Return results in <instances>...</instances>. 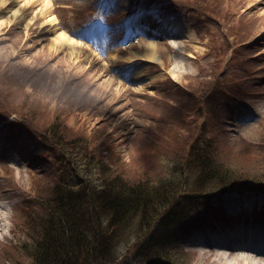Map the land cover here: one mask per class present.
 <instances>
[{"label":"rangeland","instance_id":"374dc122","mask_svg":"<svg viewBox=\"0 0 264 264\" xmlns=\"http://www.w3.org/2000/svg\"><path fill=\"white\" fill-rule=\"evenodd\" d=\"M134 2L0 0V205L12 204L0 221V264L34 262L38 229L23 227L20 209L29 194L49 203L50 173L64 177L62 152L48 144L55 126L64 153L76 142L72 153L83 181L101 173L99 166L110 165L128 186H180L184 165L189 186L194 167L187 166V148L203 147L213 138L223 153L217 159L224 175L263 187L237 188L218 200L187 196L175 206L176 193L155 202L153 213H166L159 226L184 217L193 228L167 247L168 254L178 251L171 255L177 261L209 264L213 254L208 249L201 254L193 242L199 235L264 229V0H138L136 8L148 12L136 16V11L116 31ZM148 18L178 28L164 39H148L135 32L150 26ZM211 35L219 43L210 53ZM148 43L155 48L154 59L146 57ZM219 82L224 83L218 98L224 101L214 114L217 103L208 97V86ZM191 94L203 106L192 117L186 112ZM11 102L23 111L11 113ZM84 134L88 137L81 139ZM80 140L89 147L85 157L90 153L92 166ZM193 188L178 194H193ZM144 220L138 235L147 243L150 216ZM125 223L137 229L141 221L129 216ZM117 239L125 255L137 234L127 239L121 229Z\"/></svg>","mask_w":264,"mask_h":264},{"label":"trees","instance_id":"16d2710c","mask_svg":"<svg viewBox=\"0 0 264 264\" xmlns=\"http://www.w3.org/2000/svg\"><path fill=\"white\" fill-rule=\"evenodd\" d=\"M132 1H135L134 4L138 6V0ZM203 9L208 11L205 8ZM217 38L216 35L209 36L210 53L215 50L218 51L217 44L219 40ZM223 83H213V85L208 86V88H211L208 97L213 96L215 98L214 103H217L214 106V114L218 113L217 108L220 101H224L218 98L222 93L221 86ZM192 97L193 100L188 107L190 109L186 110L188 116L191 117L198 111H203L199 97L198 99L193 95ZM36 100L42 103L41 99ZM7 108L11 113L23 111V106L18 103L15 105L14 102H11V106L9 105ZM184 114V112L181 113V115ZM59 130L56 126L53 127L48 135L53 141L49 139L51 143L48 142V144L58 148L59 153L60 150L62 152L60 163L64 169L61 170L60 175H64V177L59 179L56 178V175L51 177L49 182L53 185V188L47 192V194L49 193V203L35 194L36 203L31 205L32 201L29 206H23L20 209L24 222L22 223L23 227L25 226L28 231L35 226L38 229L34 240L33 264H184L183 261H177L178 258L175 257L179 254L174 252L178 251L174 250L172 254L175 256H171L172 254L167 253V247L170 243H173L175 236L177 237L179 234L191 229L190 223L183 217L181 221H165L163 227L159 226L166 217V213H153L155 202L164 199L165 195L173 193L176 194L172 196L171 204L174 203L175 206L178 205L180 200H185L187 196L214 200L235 191L237 188H253L256 190L263 188L258 187L259 183L256 182L238 184L239 178L233 177V175L228 176V173L224 175L222 167H220L222 163L217 159V155L223 153L220 152L218 146L213 144V138L204 142L205 146L203 147L197 145L192 146L191 149L187 148V151H189L185 153L188 159L187 166L194 167V170H191L194 177L189 186L188 175L186 174L187 168L184 165L182 167L184 178L180 186L169 187L166 182L154 187L139 182L136 183V187L128 186L122 180L121 175L117 176L111 172L113 168L110 165L99 166L101 173L95 178L89 177L88 180L84 179L83 181L74 164L76 154L72 153L74 148L77 149V144L75 145L76 142H72L74 144H71V149L66 150L67 153H64V150L58 145L62 142L59 137ZM75 134V132L72 133V135ZM87 137L84 134L81 139ZM202 140L203 137L200 135L198 143L203 144ZM79 144L85 157L89 147L84 140H80ZM198 148H201L199 152ZM262 155L264 156V152ZM85 162H90L91 166L94 163L90 153L85 157ZM259 178L260 175L257 180ZM95 181L100 182L99 189ZM184 182L186 186L183 185ZM192 186H194L193 190H196L195 193L178 194V192L190 189ZM31 190L36 193L33 183H31ZM180 212L182 211L177 210V213ZM147 215L150 216V223L146 226V233L150 239L147 240V243H142V237L138 234L141 228H145V220H142ZM129 216L138 217L141 221L137 229H132L128 223L124 224ZM38 217H41V219L37 220ZM101 219H104L103 230L101 229ZM122 225L123 228H119ZM121 229L124 230L127 239L137 234V239L128 247L129 253L125 255H122L119 249L120 240L117 239V234ZM155 234L160 235L156 237ZM155 247L159 249L154 250ZM150 249L155 252L148 256ZM183 257H181V260Z\"/></svg>","mask_w":264,"mask_h":264},{"label":"bare ground","instance_id":"6f19581e","mask_svg":"<svg viewBox=\"0 0 264 264\" xmlns=\"http://www.w3.org/2000/svg\"><path fill=\"white\" fill-rule=\"evenodd\" d=\"M187 36L190 37L189 34ZM148 45L146 57L154 59L155 48L150 43ZM27 197L28 201L23 206H29L32 201L31 205L36 203L35 197L31 198L30 194ZM11 205L9 201L0 205V221H5ZM193 242L201 249V254L203 249L213 254L209 264H216L215 258L223 260V264H264V229L259 228L256 232L253 228L250 231L236 228L224 233L199 235L193 238Z\"/></svg>","mask_w":264,"mask_h":264}]
</instances>
